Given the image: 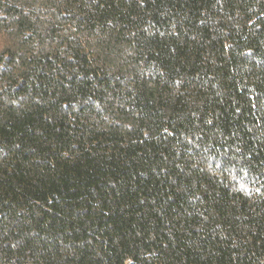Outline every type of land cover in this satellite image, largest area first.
I'll list each match as a JSON object with an SVG mask.
<instances>
[{
  "label": "trees",
  "instance_id": "trees-1",
  "mask_svg": "<svg viewBox=\"0 0 264 264\" xmlns=\"http://www.w3.org/2000/svg\"><path fill=\"white\" fill-rule=\"evenodd\" d=\"M0 264H264V0H0Z\"/></svg>",
  "mask_w": 264,
  "mask_h": 264
}]
</instances>
